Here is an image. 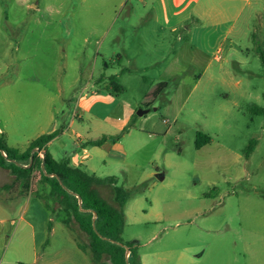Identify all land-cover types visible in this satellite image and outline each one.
<instances>
[{"label":"rangeland","instance_id":"374dc122","mask_svg":"<svg viewBox=\"0 0 264 264\" xmlns=\"http://www.w3.org/2000/svg\"><path fill=\"white\" fill-rule=\"evenodd\" d=\"M148 11L140 0H0V139L25 151L79 115L50 151L63 142V159L79 148L78 137L114 138L104 156L88 148L92 167L130 192L122 238L138 243L146 264L160 257L181 264L185 247L195 248L200 264H242L245 231L264 234V15L252 19L257 40L244 42L240 64L217 68L214 55L195 62L190 47L188 65L162 68L192 36L145 32ZM144 35L149 68L125 57ZM115 100L121 120H97ZM199 133L211 138L200 149ZM41 178L37 168L28 189L0 181V264H93L74 243L87 245V235L77 224L68 229L47 208L54 203L37 197L50 189ZM97 189L114 204L112 187Z\"/></svg>","mask_w":264,"mask_h":264},{"label":"crops","instance_id":"0c3cea01","mask_svg":"<svg viewBox=\"0 0 264 264\" xmlns=\"http://www.w3.org/2000/svg\"><path fill=\"white\" fill-rule=\"evenodd\" d=\"M140 2L143 3L144 8L149 6L148 20L145 22L146 25L149 23L150 25L143 27L146 30L145 32L162 34L170 33L171 35H178L179 41L184 39V35L188 37L191 34L192 36V44L190 45L187 40L182 45L180 50H177L174 55L175 58L168 62L167 65H162V68H183L184 61L188 65L190 62V47H192V51L197 53V57L200 58V60L197 58L195 62H201V57L204 58L205 56L214 55V60L218 63L217 68H232L237 64H240V62L235 61V57L238 54L243 53L244 49L249 51V48L243 45L244 42L251 39V37L252 40H257L256 33L252 31V19L257 15H264V13L261 12L264 11V0H140ZM261 24L263 29L261 28L262 30L260 31V36L258 38L264 46V20ZM148 41H150V39L144 35L141 41L137 44H133L130 48H127V54H125L126 59H128L129 62L135 61L139 68H149V66L152 65V60L149 57L150 52H145L148 46ZM162 55L164 56V54ZM121 58L122 56H119L116 61H121ZM183 59L185 60L183 61ZM108 67L109 65H107V68ZM135 67L136 66H134V68ZM211 67L212 61H209L205 64L204 68ZM106 78L107 77L105 75H102L98 78V81L104 83ZM164 87L165 83H161L151 94L153 95L159 92V90ZM96 92L97 91L94 92L93 99H98L100 97L99 93ZM120 108L121 106L118 103V100H115L112 108L107 110L104 116H94L97 120L111 121L116 124L123 117V114L115 115ZM74 116L75 118H73L69 124L63 123V131L60 135L53 139L42 152L50 153L57 161L69 159L72 166L81 167L88 173L99 176L95 173V168L92 167L94 154L90 153L88 148L92 147L93 149H96V153L104 156L103 147H105L111 139H108L104 144L97 146L88 145V142L96 141L103 137L112 138L110 137L111 135L109 136V134H107L96 138L91 137V139H89V136L85 138L78 137L77 144L79 148L74 153L67 154L63 159L58 157V155H60L63 151V142H61L59 150L56 152L50 151L51 147L58 145L66 134L65 131L74 128L77 125V121H80L81 117L79 115ZM55 130H57L56 127H54L50 133ZM39 136L41 135H38V137ZM111 141H114V139ZM30 144L31 143H29L28 147ZM8 146L13 147L10 145ZM19 151L24 152L23 150ZM5 178H10L11 183L15 181V176L9 170L0 167V181ZM7 184L6 180L4 185ZM245 233L248 236L243 237L242 264H264V234L251 229H247ZM74 243L78 250L86 255V253L79 248L75 237ZM131 243L138 246V243L135 241ZM194 249V247H185L184 250H182L181 264H200V256L198 253L193 251ZM144 258L145 257L140 256L141 264H146V260ZM166 261L167 259L165 257H160V264H165Z\"/></svg>","mask_w":264,"mask_h":264},{"label":"trees","instance_id":"16d2710c","mask_svg":"<svg viewBox=\"0 0 264 264\" xmlns=\"http://www.w3.org/2000/svg\"><path fill=\"white\" fill-rule=\"evenodd\" d=\"M264 64V54L261 53ZM115 89H123L115 77H110ZM63 131V127L43 134L33 140L24 152L17 148L9 147L0 139V167L9 170L15 181L25 189L30 188L34 172L38 168L41 172L42 182L50 187L46 197L37 195L42 199L51 200L54 208L47 205L55 218L61 221L71 231H75L73 224H77L80 231L88 237V244L78 243L79 248L89 254L94 264H141L138 246L125 243L122 234L125 227L124 208L131 198L130 192L118 186L116 177H99L90 174L81 167L71 165L69 159L57 161L46 152L44 159L35 150L43 151L46 146ZM108 139L103 137L88 145H102ZM211 138L199 133L196 147L209 144ZM255 144L251 142L246 157L253 151ZM12 185H4L9 189ZM97 187H112L114 204L104 198ZM21 196H28L26 191ZM51 229V225H50Z\"/></svg>","mask_w":264,"mask_h":264},{"label":"water","instance_id":"95a60500","mask_svg":"<svg viewBox=\"0 0 264 264\" xmlns=\"http://www.w3.org/2000/svg\"><path fill=\"white\" fill-rule=\"evenodd\" d=\"M145 112L144 111H139L138 114L142 115L144 114ZM42 159H44V154L42 155Z\"/></svg>","mask_w":264,"mask_h":264},{"label":"built area","instance_id":"2783aa9c","mask_svg":"<svg viewBox=\"0 0 264 264\" xmlns=\"http://www.w3.org/2000/svg\"><path fill=\"white\" fill-rule=\"evenodd\" d=\"M165 123H167V120L164 121ZM35 152L39 155V150H35ZM42 157V155H40Z\"/></svg>","mask_w":264,"mask_h":264}]
</instances>
